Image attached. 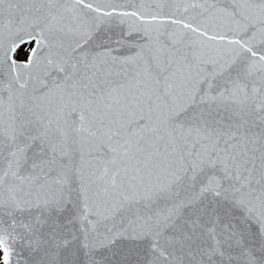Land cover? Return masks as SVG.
<instances>
[{"label": "snow or ice", "instance_id": "1", "mask_svg": "<svg viewBox=\"0 0 264 264\" xmlns=\"http://www.w3.org/2000/svg\"><path fill=\"white\" fill-rule=\"evenodd\" d=\"M0 264H264V0H0Z\"/></svg>", "mask_w": 264, "mask_h": 264}]
</instances>
